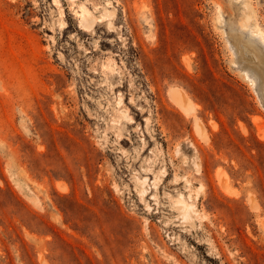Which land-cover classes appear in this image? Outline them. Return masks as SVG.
Listing matches in <instances>:
<instances>
[{
  "label": "rangeland",
  "instance_id": "1",
  "mask_svg": "<svg viewBox=\"0 0 264 264\" xmlns=\"http://www.w3.org/2000/svg\"><path fill=\"white\" fill-rule=\"evenodd\" d=\"M253 22L264 0H0V264H264Z\"/></svg>",
  "mask_w": 264,
  "mask_h": 264
},
{
  "label": "bare ground",
  "instance_id": "2",
  "mask_svg": "<svg viewBox=\"0 0 264 264\" xmlns=\"http://www.w3.org/2000/svg\"><path fill=\"white\" fill-rule=\"evenodd\" d=\"M248 2V1H247ZM253 24H254V22H253ZM241 28L246 32V33H249V34H251L252 36H253V38L255 39V40H257L258 42H260L262 45H263V47H264V30L255 22V24L254 25H252V23H251V25H248V24H243V25H241ZM248 75H250V74H248ZM253 81H254V79H252ZM146 180V179H145ZM144 190V189H143ZM144 192V191H143ZM145 192H147V191H145ZM143 194V193H142ZM145 194V193H144ZM185 197V196H184ZM189 197V196H188ZM191 199V198H190ZM189 199V200H190ZM191 203H193V202H191ZM192 204H189V203H187L186 202V200H181V203H180V210H182V212H183V215L185 216V217H190V216H193V215H191L192 214ZM181 212V211H180ZM182 217V216H181ZM185 217H184V219H185ZM184 219H181V220H184ZM190 219V218H189ZM184 222V221H183ZM189 222V221H188Z\"/></svg>",
  "mask_w": 264,
  "mask_h": 264
}]
</instances>
